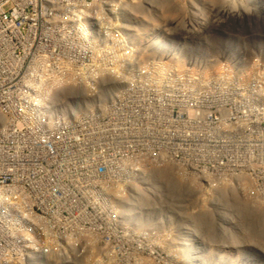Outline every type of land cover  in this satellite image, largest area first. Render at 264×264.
Segmentation results:
<instances>
[{
	"label": "built area",
	"instance_id": "obj_1",
	"mask_svg": "<svg viewBox=\"0 0 264 264\" xmlns=\"http://www.w3.org/2000/svg\"><path fill=\"white\" fill-rule=\"evenodd\" d=\"M165 1L0 0V264L130 245L165 176L220 196L256 180L264 47L197 56L210 12Z\"/></svg>",
	"mask_w": 264,
	"mask_h": 264
},
{
	"label": "rangeland",
	"instance_id": "obj_2",
	"mask_svg": "<svg viewBox=\"0 0 264 264\" xmlns=\"http://www.w3.org/2000/svg\"><path fill=\"white\" fill-rule=\"evenodd\" d=\"M173 1H165L163 14L171 17L183 15L182 1L177 6ZM196 1L199 8L205 7L210 12L209 25L205 21L202 24V26L205 24L204 28L208 30L207 35L203 36H206L205 44H212L214 51H218L219 44H222L223 38L220 36L227 34L232 36L233 42H237L239 46H242L244 41L249 54L264 47V0ZM228 8H230V14L222 17ZM193 9L197 12L196 8ZM199 36L201 37V34ZM260 140L262 142L263 138L260 137ZM232 173L241 174L240 171ZM222 177L225 176L222 175ZM214 180L217 185L220 184L217 177H214ZM180 184L183 185L181 192H191L193 198H188L190 196L188 194L185 200L183 199L184 202L178 198L172 201L166 200L161 221L158 218L141 220L145 229L138 227L140 225L138 223V226L134 228V238L130 245L124 246L121 243L119 246L87 247L84 255L88 259H85L82 264H264V250L261 252L257 247L249 246L254 242L264 245V156H262L256 180L246 183L244 196H220L214 192L202 194L198 191H190L192 189L188 187L189 182L188 185L182 182ZM238 184L233 185L237 188ZM207 185V183H200L202 187ZM170 189L175 192L178 188ZM151 206L154 205L151 204ZM200 206V209L203 207L207 210H205L206 217L216 216V219L214 216V218L210 217L212 219L210 222L216 223L214 226L216 228L210 234L203 233L200 228L195 231L192 227L197 222L200 223L199 218L197 219ZM171 208L173 211L170 212ZM218 220H220L219 224ZM252 221H254L253 225L250 223ZM153 226L157 228L151 230ZM233 241L236 246L233 245L235 244Z\"/></svg>",
	"mask_w": 264,
	"mask_h": 264
},
{
	"label": "bare ground",
	"instance_id": "obj_3",
	"mask_svg": "<svg viewBox=\"0 0 264 264\" xmlns=\"http://www.w3.org/2000/svg\"><path fill=\"white\" fill-rule=\"evenodd\" d=\"M212 1V0H211ZM252 2H254V1H252ZM219 4V3H218ZM256 4V3H255ZM228 5V4H227ZM222 6V5H221ZM173 7V6H172ZM261 7V6H260ZM168 8V7H167ZM173 10V9H172ZM226 11V14L224 13L223 15H222V17H224L225 15L227 16V14L229 15L230 14V8H228V9H226L225 10ZM174 12V11H173ZM239 12H241V11H239ZM182 13V12H181ZM211 24H213V22H211ZM202 27H206L205 26V24L202 26ZM206 36H203V37H198V38H196V40L197 39H200L201 38V40H203L204 41V38H205ZM220 37H222L223 38V40L221 41V43H223V42H225V43H223V45H222V47H233L234 48V52L235 53H237L238 52V47H239V45H238V43L236 42V43H234L233 42V39H231L230 38V35H224V36H220ZM239 40V39H238ZM242 42V40H239V42ZM205 42V41H204ZM164 43V42H163ZM220 45V44H219ZM246 44L244 43V41H243V44H242V46H240V49H242L243 51H247V49H246ZM198 49V52H197V56H203V57H207V60H208V57H209V59H210V57H211V53H213L214 54V56L215 55H217L216 54V51H214V49H213V52H211L210 50H205V49H199V48H197ZM156 178H157V180L159 179V175L157 174L156 175ZM165 178H166V180H165V182H164V184H163V186H162V190H163V192H164V194L162 193V201L163 202H165L166 200H168L167 199V197L172 201L173 199H177L178 198V200H181V201H183L184 202V200H185V197H187V195L189 194L190 196H188V198L190 197H192L193 196V194H191V192H187V193H182L181 192V189H182V187H183V185L182 184H180L181 185V187H180V193H179V186H177L176 185V183L172 180V178L170 177V176H165ZM153 184V186L155 187V183H152ZM175 187H177L178 189H177V191H175V192H173L170 188H175ZM149 191V190H148ZM169 192H170V194L171 195H169ZM166 194V195H165ZM229 195V194H228ZM230 195H232V194H230ZM232 196H240V195H232ZM144 198L145 197H143L142 198V200H144ZM193 198V197H192ZM151 199H153V198H150V199H148L147 200V204H149V202L151 201ZM184 199V200H183ZM177 200V201H178ZM166 203V202H165ZM192 203V202H191ZM151 204H153V205H158L157 207H156V209L157 210H159V208H160V198H158V203H156V200L153 202V203H151L150 202V208H148L149 210H147V215L148 216H152L153 215V212H152V206H151ZM169 204V203H168ZM167 204V205H168ZM183 204V203H182ZM192 205H193V203H192ZM169 206V205H168ZM177 206H179L180 207V204H178L177 203ZM182 206V205H181ZM169 207H171V206H169ZM211 207V206H210ZM201 208V206L199 207V210H198V214H197V219L199 218V220L198 221H200V223H201V221H202V224H200V223H196L194 226H192L193 228H195V231H196V229L198 230L199 228H200V231H202L203 233H205V234H210L212 231H214V229L216 228H214V226H215V224H214V222H212L213 224H211V222H210V220H212V219H210V217L212 216H214V215H211V216H209V217H206V215H205V213H206V209H204L203 207H202V209H200ZM206 210V211H205ZM171 211H173V208H171V210H170V212ZM180 212V211H179ZM178 212V213H179ZM222 216V215H221ZM211 217V218H212ZM215 217V219H216V216H214ZM213 217V218H214ZM220 219V218H219ZM248 219H249V217H248ZM184 220V219H183ZM186 220V219H185ZM140 221V220H139ZM182 221V220H181ZM219 221L220 220H218V224H219ZM204 222H206V223H204ZM253 222L254 221H252V222H250V223H252L251 225H253ZM256 222V221H255ZM183 223V222H182ZM257 226V225H256ZM249 227H250V225H249ZM157 227L156 226H153V229H151V230H155ZM223 230H224V228H223ZM189 231H191V232H195L194 230H191V229H189ZM217 231H218V229H217ZM216 231V232H217ZM181 232V231H180ZM221 236H222V234H221ZM208 236H206V238H207ZM234 242V241H233ZM229 243V242H228ZM232 243V242H231ZM235 243V242H234ZM233 244V243H232ZM259 244V245H258ZM234 246H236V243L235 244H233ZM231 246V245H230ZM249 246H255V247H257L259 250H261V252L264 250V245L262 244V243H259V242H254V243H251ZM233 247V246H232ZM205 260V259H204Z\"/></svg>",
	"mask_w": 264,
	"mask_h": 264
}]
</instances>
